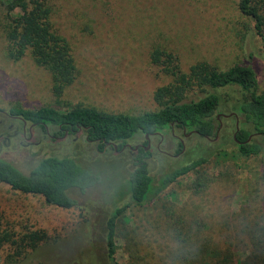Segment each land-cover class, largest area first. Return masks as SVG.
I'll return each mask as SVG.
<instances>
[{
	"label": "rangeland",
	"instance_id": "1",
	"mask_svg": "<svg viewBox=\"0 0 264 264\" xmlns=\"http://www.w3.org/2000/svg\"><path fill=\"white\" fill-rule=\"evenodd\" d=\"M237 1L57 0L58 10L51 23L70 44L77 66V77L59 89L29 52L19 61L8 59L0 22V110L53 107L65 111L81 106L139 114L159 108L158 90L166 89L167 93L159 95L168 98L184 88V101L216 93L220 98L218 113L229 115L232 101L242 97L240 90L200 87L190 77V70L197 64L217 70L244 65L255 73L257 93L264 94V47L252 31L251 20L239 13ZM2 11L0 6V21ZM156 47L165 48L175 58L176 76L152 62ZM4 111L0 112V157L22 169L36 155L70 156L98 177L84 193L73 191L77 204L70 209L49 205L39 195L13 191L0 183L2 225L17 234L43 231L46 235L37 249L16 264H110L105 222L116 207L129 202L125 185L133 169V151H115L110 146L98 151L96 143L85 141L81 133L54 141L35 129L30 131L32 137L29 130L25 138L14 136V123L3 116ZM220 121L214 139L188 132L184 136L177 128L175 137L168 129L161 132L162 140L158 136L150 139L151 157L146 162L153 190L147 201L127 207L117 221L119 263L144 264V258L157 263L164 253L159 247L164 243L161 235L167 222L176 225V230H185L179 228V219L185 215L186 227L205 233V210L211 209L214 197L225 202L224 214L230 216L241 211L249 196L264 188L260 180L264 153L240 155L232 141L235 119ZM179 139L184 144L182 152ZM126 144L132 148L146 146L141 136ZM207 147L217 154L206 164L171 183H162L175 169L205 157ZM205 178L209 179L206 190ZM176 230L172 229L174 233ZM4 256L5 251L0 250V263Z\"/></svg>",
	"mask_w": 264,
	"mask_h": 264
},
{
	"label": "trees",
	"instance_id": "2",
	"mask_svg": "<svg viewBox=\"0 0 264 264\" xmlns=\"http://www.w3.org/2000/svg\"><path fill=\"white\" fill-rule=\"evenodd\" d=\"M0 2L4 9L0 22L7 43L8 59L19 61L29 52L33 62L49 72L57 89L72 83L77 77L76 60L68 41L51 23V18L58 10L57 0ZM137 5L139 3L135 2V7ZM237 9L241 15L251 20L252 31L264 47V0H238ZM151 59L164 72L176 76V60L165 48L156 47ZM190 73V77L200 87L213 91L226 87L240 90L242 97L232 101L230 112L238 117L239 131L236 139L241 143L237 145L233 139L232 141L238 153L244 157L262 155L264 94L256 91L254 71L244 65L217 70L206 64H197L191 68ZM184 91L182 88L176 96L165 98L166 96L159 94L167 93V90H158L159 108L139 114L108 113L81 106L65 111L53 107L34 110L10 107L0 112L4 111L3 116L14 123V136L25 138V132L29 128L35 129L37 134H42L50 141L81 133L85 141L96 143L98 151H103L108 146L114 150L113 144L120 151L131 138L140 136L147 145L146 135L152 136L171 129V125L182 132L194 131L205 139L216 138L220 124L217 120L219 96L208 92L197 100L184 101ZM251 135L259 140L252 137L248 141ZM28 136L30 137V131ZM145 147L139 146L133 151V169L128 174L125 185L129 202L125 206L116 207L105 222L106 256L110 264H121L116 260V225L119 217L127 207L142 205L153 190V179L146 162L151 153ZM215 154V150L207 147L205 157L175 169L165 176L162 183H171L189 174L206 164ZM97 179L95 173L83 168L70 156L36 155L22 169L0 157V183L6 184L13 191L39 195L47 204L59 208L75 207L77 202L73 198V191L84 193L97 183ZM260 180L264 183L263 172ZM208 182L209 179L205 178V190ZM257 191L248 197L247 204L240 212L230 216L224 214L225 202L214 197L211 209L205 210V233L202 229L186 227L185 215L179 219V228L185 230H176V225L167 222L165 233L161 235L164 243L159 247L164 253L159 255L157 263L149 259L145 261L144 258V264H264V188ZM205 195H209L207 191ZM2 224L0 218V250L5 251L0 264L20 262L27 253L37 249L46 240L43 231L17 234L13 228ZM159 229L163 232V227ZM172 229L176 230L175 233H180L175 234Z\"/></svg>",
	"mask_w": 264,
	"mask_h": 264
},
{
	"label": "flooded vegetation",
	"instance_id": "3",
	"mask_svg": "<svg viewBox=\"0 0 264 264\" xmlns=\"http://www.w3.org/2000/svg\"><path fill=\"white\" fill-rule=\"evenodd\" d=\"M225 116H227V115H224V114H218L217 115V120L219 121V123L221 124V119L222 118H227V117H225ZM231 117H233L234 119H235V121H236V114L234 113V115L233 116H231ZM230 117V118H231ZM229 118V117H228ZM238 118V117H237ZM239 126V125H238ZM171 129H172V135H173V137H175V135H174V125H171ZM29 131H31V128H29ZM194 131H190V132H188V133H193ZM26 133V132H25ZM195 134H196V132H194ZM236 134H237V132H235L234 131V133H233V135H232V139L234 140V142L237 144V145H240V141H238L237 139H236ZM183 135L184 136H186V133H185V130H183ZM32 136V133L30 132V137ZM155 136H158V137H160L161 138V140H162V135H161V132H157V133H154L152 136H148V138H146L147 139V145H146V150H149V146H150V139L152 138V137H155ZM253 136L251 135V138H252ZM179 145H180V147H181V152L184 150V144H183V141L181 140V139H179ZM139 146H142V145H137V146H135L134 148H132L130 145H127V144H125L122 148H121V150L120 151H122V150H125V149H131L132 151H136V150H134L136 147L138 148ZM124 148V149H123ZM115 151H118L117 149H114Z\"/></svg>",
	"mask_w": 264,
	"mask_h": 264
},
{
	"label": "water",
	"instance_id": "4",
	"mask_svg": "<svg viewBox=\"0 0 264 264\" xmlns=\"http://www.w3.org/2000/svg\"><path fill=\"white\" fill-rule=\"evenodd\" d=\"M234 115V113H231V114H229V115H227V116H225V117H231V116H233ZM239 120H238V118H237V116H236V127H235V132H238L239 131ZM194 133V132H193ZM146 138H148V136L146 135ZM207 138V137H206ZM251 139V137H249V139H248V141ZM109 145H110V143H109ZM113 147H114V149H117V145H115V144H113ZM124 149V148H123ZM134 150H137V147L134 149Z\"/></svg>",
	"mask_w": 264,
	"mask_h": 264
}]
</instances>
